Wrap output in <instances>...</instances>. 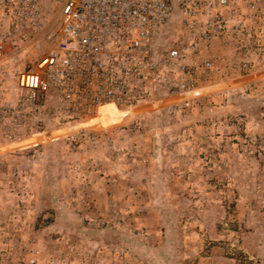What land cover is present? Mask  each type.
<instances>
[{
  "label": "rangeland",
  "instance_id": "rangeland-1",
  "mask_svg": "<svg viewBox=\"0 0 264 264\" xmlns=\"http://www.w3.org/2000/svg\"><path fill=\"white\" fill-rule=\"evenodd\" d=\"M61 3L39 0L38 27L6 46L0 100L53 44ZM234 58L134 116L21 141L0 127V264H264V69Z\"/></svg>",
  "mask_w": 264,
  "mask_h": 264
},
{
  "label": "built area",
  "instance_id": "built-area-1",
  "mask_svg": "<svg viewBox=\"0 0 264 264\" xmlns=\"http://www.w3.org/2000/svg\"><path fill=\"white\" fill-rule=\"evenodd\" d=\"M59 15L51 47L0 100L7 141L186 97L223 76L225 51L238 75L264 69V0H62ZM38 24L39 0H0V61Z\"/></svg>",
  "mask_w": 264,
  "mask_h": 264
}]
</instances>
